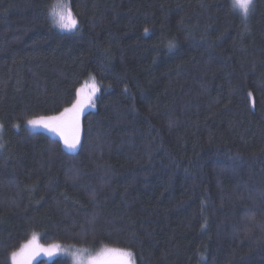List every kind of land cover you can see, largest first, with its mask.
<instances>
[{
    "label": "trees",
    "instance_id": "obj_1",
    "mask_svg": "<svg viewBox=\"0 0 264 264\" xmlns=\"http://www.w3.org/2000/svg\"><path fill=\"white\" fill-rule=\"evenodd\" d=\"M59 1L0 0V264L33 234L135 264H264V0L247 19L232 0H63L72 32ZM91 77L76 152L25 127Z\"/></svg>",
    "mask_w": 264,
    "mask_h": 264
},
{
    "label": "snow or ice",
    "instance_id": "obj_2",
    "mask_svg": "<svg viewBox=\"0 0 264 264\" xmlns=\"http://www.w3.org/2000/svg\"><path fill=\"white\" fill-rule=\"evenodd\" d=\"M64 12H53V22L61 30L73 31L77 28L78 21L74 17L71 9L67 5ZM231 7L239 9L243 18L247 19L254 8L253 0H232ZM58 17V19H57ZM147 31V30H146ZM93 83L85 85L77 90L76 98L69 107L54 115L40 116L36 119H29L27 124L32 128H43L58 135L64 145L71 150H75L80 144L81 135V116L85 108L94 107V97L99 91L98 86L91 78ZM59 248V245L52 244L48 247L38 243L37 237L33 234L32 238L24 244L19 252H13L11 258L13 264H31V261L41 253L52 256ZM89 264H135L134 254L131 250L120 248L105 249L99 257L90 258Z\"/></svg>",
    "mask_w": 264,
    "mask_h": 264
},
{
    "label": "rangeland",
    "instance_id": "obj_3",
    "mask_svg": "<svg viewBox=\"0 0 264 264\" xmlns=\"http://www.w3.org/2000/svg\"><path fill=\"white\" fill-rule=\"evenodd\" d=\"M62 5H65V3H64L63 0H60L57 3L54 11L57 12V13L62 12V11L66 12L67 9L64 8V7H61ZM57 19H58V17H57ZM56 27L60 31L70 32V31L61 30L58 26H56ZM91 78H93V77H91ZM91 78H89L81 87L85 86L86 84L87 85H91L93 83V80ZM94 82L96 83V85L99 88V91L96 93V95L94 97V101L96 102V98H97V96H98V94L100 92V87H99V84L97 83V81L95 80V78H94ZM94 108H95V106L94 107H87V108H85L84 113L81 116L80 144H81V138H82V119H83V116L88 111L93 110ZM24 125H25V127H27L31 131L45 132V133L49 134L50 136H52V137L60 140L62 142L64 148L67 151H69V152H76L79 149V147H80V144H79L78 147L75 150L68 149L64 145L63 140L58 135H56V134L48 131L47 129H43V128H32L30 125L27 124V121L25 122ZM3 132H4V127H3V124L0 122V144H2V142H3ZM36 237H37V235H36ZM37 240H38V243H40L38 237H37ZM56 245H59V248L54 252V254L52 256H48V255H45V254L41 253L40 255L36 256L31 261V264H35L37 261H39L41 259L52 260V259L57 258V257H67V258L71 259V261H72L73 264H89L90 258L99 257L104 252L105 249H111V248H102V250H94V251H92V250H89V249L77 248V247H72V246H68V245H62V244H56ZM45 247H48V246H45ZM19 251H17V252H19ZM11 261H12V258H11ZM12 264H13V261H12Z\"/></svg>",
    "mask_w": 264,
    "mask_h": 264
}]
</instances>
